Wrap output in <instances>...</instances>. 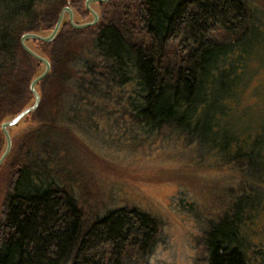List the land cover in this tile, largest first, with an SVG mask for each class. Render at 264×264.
<instances>
[{"label": "trees", "instance_id": "16d2710c", "mask_svg": "<svg viewBox=\"0 0 264 264\" xmlns=\"http://www.w3.org/2000/svg\"><path fill=\"white\" fill-rule=\"evenodd\" d=\"M81 1L0 0V122L32 100L28 84L40 68L21 49V34L51 30L68 4L80 17ZM112 1L135 7H119L121 17L84 29L94 30L87 42L80 41L83 30L69 29L62 39L68 23L53 42L32 41L50 73L38 85L37 110L24 120L38 119L41 128L15 138L4 160L11 158L0 205V264H119L134 244L152 245L156 224L147 213L115 208L87 218L80 209L78 175L66 161L77 129L105 131L98 115L112 116L109 129L134 147L166 131L237 164V195L203 229L206 264L258 262L262 251L248 238L258 236L250 226L264 200L256 196L264 191V167L253 166L264 162V132L234 131L224 117L245 96L252 75L245 65L264 34V8L256 0ZM67 134L74 139L66 141Z\"/></svg>", "mask_w": 264, "mask_h": 264}, {"label": "rangeland", "instance_id": "374dc122", "mask_svg": "<svg viewBox=\"0 0 264 264\" xmlns=\"http://www.w3.org/2000/svg\"><path fill=\"white\" fill-rule=\"evenodd\" d=\"M256 2L264 8V0ZM127 4L134 9V1L98 5V24L108 22L112 16L114 19L121 17L119 7ZM79 9V20H86L89 13L84 8V0ZM69 29L74 30L67 25L61 31L62 39L71 36ZM80 32V41L87 42L94 30ZM34 44L44 52L52 50L51 45ZM245 67L252 74L243 89L245 96L233 104L235 107L230 116L224 117V124L238 132L244 128L245 132L258 137L264 132V34ZM96 118L105 122L100 123L105 131L77 129L75 139L65 135L66 141L74 139L72 151H68L72 156H68L66 163L78 175L75 192L80 194L83 215L95 218L115 208H137L156 224L150 248L147 249L149 242L145 246L142 242L134 244L122 253L119 264H206L207 252L201 238L203 229L215 222L237 195L238 165L232 168L198 145L186 146L166 131L159 133L151 144L134 147L131 141L122 139L124 135L119 140L109 129L113 126L112 116L98 115ZM28 126L39 128L41 124L38 119L29 117L14 130ZM2 140L0 131V145ZM260 153L264 155V141ZM10 163L11 158L0 168V205L8 191ZM261 164L264 167V162L253 166ZM256 196L261 199L264 191H258ZM250 228L257 231L258 236L249 234L248 241L259 246L262 255H256L258 262L252 259L249 262L264 264V200Z\"/></svg>", "mask_w": 264, "mask_h": 264}, {"label": "water", "instance_id": "95a60500", "mask_svg": "<svg viewBox=\"0 0 264 264\" xmlns=\"http://www.w3.org/2000/svg\"><path fill=\"white\" fill-rule=\"evenodd\" d=\"M108 1L109 0H85L84 7L89 13V16L86 20H79L78 15L70 8L68 4L59 12L51 30H38L35 32H24L21 34L19 39L21 49L30 58L40 63V68L33 74L28 84V89L32 95V100L15 115H7L0 122V131L4 139V144L0 149V166L11 150L12 141L25 132H29L37 128V126H28L26 128H20L15 133L11 132L12 127L22 124L28 114L34 112L38 108L41 101V92L38 85L50 73V62L47 56L42 51L36 49L32 45V41H38L44 44L53 42L66 23H68L69 26L74 30H84L95 26L99 20L98 5L107 3Z\"/></svg>", "mask_w": 264, "mask_h": 264}]
</instances>
